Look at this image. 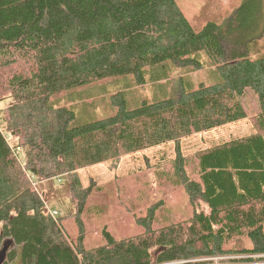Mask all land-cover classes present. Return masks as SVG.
<instances>
[{
  "label": "trees",
  "instance_id": "obj_1",
  "mask_svg": "<svg viewBox=\"0 0 264 264\" xmlns=\"http://www.w3.org/2000/svg\"><path fill=\"white\" fill-rule=\"evenodd\" d=\"M262 1L194 31L177 0H0V102L12 100L3 118L15 138L9 144L0 128V264H264V53L254 51ZM201 54L212 84L180 79L173 95L134 106L116 92L111 111L88 122L61 102L100 83L142 87L148 73L197 72ZM249 95L255 133L183 156V138L247 118ZM168 143L175 156L165 175L184 190L189 220L157 228L155 203L136 219L141 233L103 228L89 247L84 216L96 189L82 187L77 171ZM63 176L73 230L33 185Z\"/></svg>",
  "mask_w": 264,
  "mask_h": 264
},
{
  "label": "rangeland",
  "instance_id": "obj_2",
  "mask_svg": "<svg viewBox=\"0 0 264 264\" xmlns=\"http://www.w3.org/2000/svg\"><path fill=\"white\" fill-rule=\"evenodd\" d=\"M245 0H177V5L194 31L200 30L205 24L214 22L223 24ZM262 18L264 20V1ZM264 53V35L254 51ZM203 68L197 72H185L167 69V72L146 74L145 84L135 86L131 78L100 83L87 90L64 97L62 104L70 106L78 122H88L111 111L109 97L116 92H123L127 104L134 106L142 100L170 96L179 89L180 79L183 84H212L217 80L213 66L207 63L205 55L199 56ZM11 98L0 102V128L9 144L15 138L6 132L3 109L10 105ZM247 118L236 123L223 125L208 132L193 134L180 141L183 156L191 157L198 151L207 149L255 133L253 118L258 113L256 98L249 95L244 100ZM174 144L168 143L154 148L123 155L116 161H107L94 166L79 169L77 175L82 187L90 185L96 189L85 214L86 243L89 247L101 244L100 231L111 230L118 238H131L141 233L136 219L155 203H159L157 225L186 222L192 216V208L184 190L172 185L169 175V162L174 159ZM23 160L24 151L19 152ZM35 189L44 199L46 207L57 212V218L67 219L69 228L72 224L74 204L69 195V184L65 177L47 181L34 180ZM97 208L98 214L93 208ZM205 211L206 208L202 207ZM264 229V227H263ZM215 264L218 259H214Z\"/></svg>",
  "mask_w": 264,
  "mask_h": 264
},
{
  "label": "built area",
  "instance_id": "obj_3",
  "mask_svg": "<svg viewBox=\"0 0 264 264\" xmlns=\"http://www.w3.org/2000/svg\"><path fill=\"white\" fill-rule=\"evenodd\" d=\"M0 123H1V121H0ZM35 183L33 182V185H34ZM48 213L51 215V217L52 218H56L57 217V212L56 211H54V210H48Z\"/></svg>",
  "mask_w": 264,
  "mask_h": 264
},
{
  "label": "crops",
  "instance_id": "obj_4",
  "mask_svg": "<svg viewBox=\"0 0 264 264\" xmlns=\"http://www.w3.org/2000/svg\"><path fill=\"white\" fill-rule=\"evenodd\" d=\"M46 209H47V210H50V209H48V207H46ZM51 210H52V209H51Z\"/></svg>",
  "mask_w": 264,
  "mask_h": 264
}]
</instances>
